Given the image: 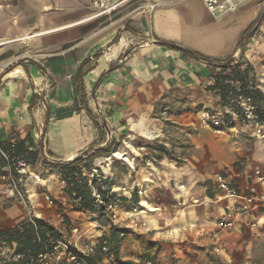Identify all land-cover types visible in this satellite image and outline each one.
<instances>
[{
	"label": "crops",
	"instance_id": "1",
	"mask_svg": "<svg viewBox=\"0 0 264 264\" xmlns=\"http://www.w3.org/2000/svg\"><path fill=\"white\" fill-rule=\"evenodd\" d=\"M91 1L0 0V147L6 153L17 148L35 153L31 166L45 174L41 185L21 187L30 210L4 178L6 167L0 161V231L36 219L66 235L79 227L80 236L70 240H78L74 246L86 254L100 238L110 237L113 222L127 232L118 259L133 264H206L211 246L220 247L234 235L218 227L223 217L239 233L259 235V215L237 214L236 199L210 191L215 185L212 164L218 161L210 141L197 138L190 125L195 109L216 107L217 102L206 89L220 68L198 56L241 59V35L259 19L264 0H243L232 13L224 7L210 13L202 0H111L119 7L102 16H95ZM115 45L119 52L107 59ZM17 68L20 72L10 76ZM258 79L256 87L264 95V79ZM37 132L39 140L33 138ZM157 147L169 153L181 150L183 157L164 155L150 166L138 163L139 156ZM106 148L131 161L115 163L106 175L112 191L124 203L133 197L140 201V213L117 209L110 223L79 210L58 169L41 163L43 151L67 161ZM219 149L225 158L221 166L228 165V155L244 164L229 172L242 193L252 167L264 174V122L236 123ZM45 191L53 206L43 199ZM13 248L0 257H10ZM102 264L109 263L104 258Z\"/></svg>",
	"mask_w": 264,
	"mask_h": 264
},
{
	"label": "trees",
	"instance_id": "2",
	"mask_svg": "<svg viewBox=\"0 0 264 264\" xmlns=\"http://www.w3.org/2000/svg\"><path fill=\"white\" fill-rule=\"evenodd\" d=\"M255 20L241 35L245 38L252 28L258 23ZM201 60L210 62L220 68L219 74L215 77L214 84L206 90L210 91L218 97V101L224 108L237 91L249 95L253 98L257 105V124L264 122V95L257 89L256 82L253 77H249L250 68L240 69L239 62L232 65V58L224 60H208L207 58L198 56ZM111 148L98 149L96 151H86L69 162L45 161L41 153V163L44 166H52L58 169L61 175V181L65 185V192L69 198L75 202L79 210L96 215L102 223L109 222L108 206L114 202L121 201L115 193L111 191V185L106 179L99 177L97 179H89L88 174L91 171L90 165L92 161L98 157H106ZM92 152V153H91ZM11 157H17L25 161L28 165L34 164L35 153H24L18 148L14 151H7ZM2 166L6 167L2 159ZM85 173V174H84ZM95 193V197L92 193ZM132 203H137L136 197H133ZM123 201V200H122ZM110 223V222H109ZM110 237H102L94 246L93 252L90 254H82L75 249L68 248V254L77 258L80 264H102V260L107 255H113V259L109 264H133L131 262H121L118 259V246L126 237L127 232L119 229L117 226L109 224ZM62 233L54 230L46 223L40 220L24 221L18 227L11 230L0 231V246L13 248V256H20V260L12 262L10 259L4 260L0 257V264H37L38 256H51L58 243H62ZM107 243L108 251H102L103 243ZM4 243V245H1ZM67 244V243H63Z\"/></svg>",
	"mask_w": 264,
	"mask_h": 264
},
{
	"label": "rangeland",
	"instance_id": "3",
	"mask_svg": "<svg viewBox=\"0 0 264 264\" xmlns=\"http://www.w3.org/2000/svg\"><path fill=\"white\" fill-rule=\"evenodd\" d=\"M14 2H16V1H14ZM6 7H9V3L6 4ZM262 7L263 8H262V11L259 15L260 17L258 19L259 20L258 23L252 28L250 33L245 38H241L242 40H240V42H239V44L242 42L241 59L238 56V61H240L238 67L240 69H245V68L249 67L251 69L250 73H249V77H253L255 82L257 81V83H259L258 78L261 77L262 79H264V1L262 3ZM228 13H232V12H228ZM16 64H17L16 62L15 63L13 62L11 65L14 67ZM11 65H9L8 67H10ZM254 69H256L257 79L255 78L256 76H255ZM260 75H262V76H260ZM262 86H264V84ZM214 96H215V99H217L216 107L204 108V109H198L197 108L194 110V112H193L194 117H193L192 123L190 125V129H191L190 131H195L197 138H200L201 140L210 141L211 146L214 149L213 157H215V159H216L215 161L216 162L218 161V165H220V166L216 165L217 163L212 164L213 168L211 169L210 178H213V176L218 174V173L225 174L231 178L232 176L230 174L231 173L230 171L242 170V168L245 166L242 163V161L238 162V161L234 160L235 162H233L231 155H228L227 159H226L228 165L226 167L221 166L222 165V164H220V163H222L221 160H224L225 158L220 157V154H219L220 149L219 148L225 144V138H226V134H228V132H226L225 135H217L213 132L214 131L213 129H211L210 127L209 128L203 127L198 122V116L202 111L224 110L225 108L232 107V104L229 102V104H227L223 108L218 101V97L216 95H214ZM242 125H244V124H242ZM165 126L168 128L170 126V123H165ZM241 146L242 145L239 144V147H241ZM233 147L235 149L238 148L237 145H233ZM111 151L108 153V155H106V157H108L110 155ZM231 152L237 153L236 150H233V149H231ZM117 153L119 154V156H117V158H121L119 160H116V158L115 159L113 158L114 156H116ZM140 153H143V152L140 151ZM175 154H176V156L183 157V152L181 150L180 151L177 150L176 153H174V152L169 153V152L164 151L162 148L157 147V148H154V151L150 155L145 153V156H144V153H143L142 158H140V156H139L138 157V163L145 164V162H149V166H150L151 164H156V162L158 160H160V158L164 155H166L167 157H172V156H175ZM122 155L123 154H121L119 151H115V150L112 151V155H111V156H113L112 161L110 162L111 164L109 165V167H107L103 170V172H104L103 179H106L105 178L106 175L109 174L112 166L115 163L131 162V161H129L130 160L129 155H124V157H125L124 161L122 159L123 158ZM100 158H102V157H98V158L94 159L90 165V168H92L93 165H99V163L101 162ZM145 160H147V161H145ZM119 170H120V173H123V174H124V172H126L124 166H121V168ZM32 174H35L38 177V179H35ZM4 175H11V177L14 178L13 173H9L8 169L5 170ZM44 175H45L44 172L43 173L42 172H36L31 166L28 169L27 175L21 180L20 183L17 182L16 180L14 181V183H11V180L9 179V183L12 186H14V188H16V190H18L19 193L21 192L20 193V195H21L20 199H22L25 202L26 207H28V209H30V210L33 209V206L30 203H28L29 197H28V195H24V192H23L21 187H23L24 189L25 188L30 189L32 187H36L37 185H41L39 180H44L45 179ZM248 176H249V174L247 175V177ZM88 178H89V174H88ZM210 178L209 179L207 178L208 179L206 181L207 186H212V180ZM214 189H215V191L218 190L215 187V185L213 184V188L211 187L210 191H213ZM111 191H112V189H111ZM42 196H43V199L50 206L54 205V200H53L52 196L50 195L49 191L42 192ZM122 200L123 199H121L120 205L117 209H124L126 212H130V209L132 208V206H134V205L138 206L140 203L139 200L137 203H132L133 202L132 198L129 199L127 201V203L126 202L124 203V201H122ZM142 201H144V199ZM144 204L145 205H142L141 210H143L147 207V203H144ZM137 210H138V208H137ZM254 212H255V215H253V217L259 215V220L257 222L258 223L257 228L259 229L260 234L256 235V232H253L250 230H245V232L239 233L238 228H236V230H232L234 232V235H231L230 240H227L224 238V240H227L225 242V244L221 245L220 247L211 246V252H212L211 260L209 262L207 261L206 264H209V263L210 264H264V208L257 209ZM139 213H140V211H139ZM250 215H252V214H250ZM250 215H248L247 218H251ZM110 218H111V216H110ZM133 219L136 220V223H138L136 218H133ZM225 220H231V219H229L227 217H223V219L218 222V227H220L219 223H221L222 221H225ZM220 228L223 229L222 227H220ZM73 229H75L76 231L73 232L72 231ZM130 230H132V229H130ZM224 230H231V229H224ZM80 234H81V232H80L79 227H72L69 234L67 233V235H66L65 233L64 234L62 233V236H63L62 243H67L66 244L67 248H72V249H75L77 252H79V249L76 246H74L75 244H73V243H77L79 241L75 240L76 242H74L73 240L76 239L77 237H79ZM71 237H75V238H73V240L71 239L72 240L71 241L70 240ZM63 249L64 248H60L58 250V252L63 253ZM6 250H7L6 247L0 246V254L3 252H6ZM63 254H64V256H68V252L66 249H64ZM1 257H2L1 259H4V260H7L9 258L8 256L5 258L3 256H1ZM110 262L111 261H108V263H110ZM47 263L48 264H55V260L53 258H50L49 261H47ZM146 263L153 264L150 260L146 261Z\"/></svg>",
	"mask_w": 264,
	"mask_h": 264
},
{
	"label": "built area",
	"instance_id": "4",
	"mask_svg": "<svg viewBox=\"0 0 264 264\" xmlns=\"http://www.w3.org/2000/svg\"><path fill=\"white\" fill-rule=\"evenodd\" d=\"M242 1L243 0H202L206 10L210 13L216 12L221 7H224L225 11L227 12H234L237 10L238 6L241 4ZM90 4L91 8L95 12V16H102L110 15L115 12L119 7L120 3L113 2L111 0H92ZM237 63L238 56H232V65L235 66L237 65ZM231 104L232 107L225 108L224 110L202 111L198 116L199 124L203 127H210L214 130L213 132L217 135H225L228 130L234 128L236 123L257 124L258 108L251 96L245 95L244 93L237 91L231 100ZM99 112V109H97V115H99ZM33 138L35 140H39V133H35L33 135ZM112 151L110 155L112 154ZM42 155L45 161L49 163L58 162L57 160L47 155L44 151L42 152ZM110 155L108 157L100 158L101 162L99 163V165H93L89 173V179H97L99 177H104L103 170L109 167V165L111 164L110 162L112 161V157L111 160H109ZM0 159L7 163L6 169L9 170V173H13L14 175V178H12L11 175L4 176V178H7L8 180L10 179L11 183H14L15 180L20 183L21 180L27 175L28 169L31 167V165H28L23 160H20L17 157H11L8 153L3 151L1 147ZM71 160H73V158L62 162H69ZM32 175L35 179H38L35 174ZM214 182L217 189L222 192L226 197L236 199L239 202L237 205V214L249 215L257 209L264 208V174L261 169L255 167H252L250 169V174L248 176V184L242 193L239 191L233 179L225 174H216L214 177ZM136 194L137 196H139L141 195V192L136 191ZM92 195L95 197L94 191ZM177 204H181V201L177 202ZM119 205V202H114L113 204L108 206L107 210L112 219L115 217V210H117ZM130 213L132 215L139 213L136 205L132 206V208L130 209ZM111 224L115 226L113 222H111ZM131 224L133 226H136V220L133 219ZM142 226H144V224H142ZM219 226L223 229L236 230L235 223L231 220L222 221L221 223H219ZM72 231L75 232L76 230L73 229ZM107 245L108 244L105 242L102 245V251L104 253H107L108 251ZM94 246L89 247L86 254L92 253ZM60 248L68 250L66 244L58 243L51 256H38L37 264H48L47 261H49L50 258H53L55 260V264H80L76 257L70 254H68V256H64V249L63 253H59L58 250ZM8 259H10L14 263L20 260V256H13L11 254ZM112 259L113 255L106 254V260L112 261Z\"/></svg>",
	"mask_w": 264,
	"mask_h": 264
},
{
	"label": "bare ground",
	"instance_id": "5",
	"mask_svg": "<svg viewBox=\"0 0 264 264\" xmlns=\"http://www.w3.org/2000/svg\"><path fill=\"white\" fill-rule=\"evenodd\" d=\"M121 45H124V42L119 44V46H121ZM119 46H118V45H115L113 48H111V49L107 52V54H106L107 59L112 58L113 56L115 57L116 53L119 52V51H118ZM19 72H20V68H17L14 72H12V73L10 74V76L16 75V74H18ZM111 155H112V154H111ZM111 155H110V156H111ZM117 156H119L118 153L116 154V156H114V157L111 156V157L116 158V159H121V158H117ZM122 156H123V155H122ZM111 157L109 158V160L111 159ZM71 158H72V157H71ZM107 160H108V159H107Z\"/></svg>",
	"mask_w": 264,
	"mask_h": 264
}]
</instances>
